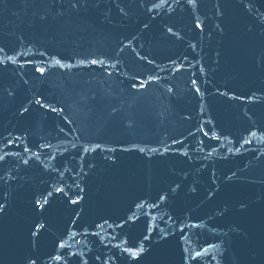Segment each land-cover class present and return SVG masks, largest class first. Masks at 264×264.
<instances>
[{
  "label": "water",
  "instance_id": "95a60500",
  "mask_svg": "<svg viewBox=\"0 0 264 264\" xmlns=\"http://www.w3.org/2000/svg\"><path fill=\"white\" fill-rule=\"evenodd\" d=\"M0 157V264H264V0H0Z\"/></svg>",
  "mask_w": 264,
  "mask_h": 264
},
{
  "label": "snow or ice",
  "instance_id": "6c2138e0",
  "mask_svg": "<svg viewBox=\"0 0 264 264\" xmlns=\"http://www.w3.org/2000/svg\"><path fill=\"white\" fill-rule=\"evenodd\" d=\"M77 2H79V0H77ZM189 2H191V0H189ZM73 6L75 7L76 5L73 4ZM93 63H96V61H93ZM39 71L43 72L44 70L43 69H39ZM37 103H39V101H37ZM141 151H143V149H141ZM0 159H2V157H0ZM59 191V189H58ZM0 208H2V205H0Z\"/></svg>",
  "mask_w": 264,
  "mask_h": 264
}]
</instances>
